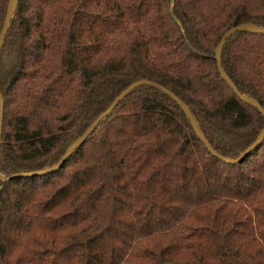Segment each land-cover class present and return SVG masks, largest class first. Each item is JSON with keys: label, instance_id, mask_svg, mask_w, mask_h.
<instances>
[{"label": "trees", "instance_id": "obj_1", "mask_svg": "<svg viewBox=\"0 0 264 264\" xmlns=\"http://www.w3.org/2000/svg\"><path fill=\"white\" fill-rule=\"evenodd\" d=\"M9 0H0V29ZM264 0H16L0 50V175L57 163L136 79L236 158L264 115L215 47ZM221 65L264 108V32ZM0 264H264V134L213 154L159 87L131 88L55 170L0 177Z\"/></svg>", "mask_w": 264, "mask_h": 264}, {"label": "water", "instance_id": "obj_2", "mask_svg": "<svg viewBox=\"0 0 264 264\" xmlns=\"http://www.w3.org/2000/svg\"><path fill=\"white\" fill-rule=\"evenodd\" d=\"M16 4V0H9L8 4H7V9H6V13L4 16V20L2 23V27L0 29V50L2 48V45L4 43L5 40V36L7 34L8 28H9V24H10V18H11V14H12V10L14 9ZM240 29H253V30H259V31H263L264 32V27L262 26H258V25H253L250 24L248 22H242L239 23L237 25H234L230 28H228L226 31H224V33L221 35V37L219 38V41L215 47V58L217 60V65L219 68V71L221 72L222 76L224 77V79L228 82V84L234 89V91L236 93L239 94V96L244 99L247 100L249 102H251L253 105H255L264 115V108L262 107V105L255 99L246 96L242 93H240L238 91L237 86L235 85V83L233 82V80L229 77V75L224 71L222 65H221V52H222V47L223 44L225 43L226 39L230 36V34L236 30H240ZM143 82H148L151 83L157 87H159L160 89H162L163 91H165L168 95H170L174 100H176L184 109L186 115L188 116V118L190 119L194 129L196 130L198 136L200 137V139L204 142L205 146L208 148L209 151H211L213 154L218 155L219 157L223 158L226 161H237L240 160L245 154H247L250 150H252L260 141V139L262 138L263 134H264V129L260 132V134L257 136V138L252 141L236 158H229L226 156H223L221 154H219L218 152L215 151V149L212 147V145L210 144L209 140L206 138L205 135H203L200 130L198 129V127L195 124V120L192 116V114L190 113L188 107L185 105V103L182 101V99L176 95L173 91H171L170 89H168L167 87H165L164 85L156 82V81H152V80H147V79H136L134 81H132L131 83H129L126 87H124L112 100V102L110 103V105L105 108L93 121L92 123L86 128V130L80 134L67 148V150L65 151V153L62 155V157L60 158V160L50 166L47 167H43L41 169H36V170H28V171H20V172H16V173H11L7 176L4 175H0L2 180H6L12 177H18V176H30V175H37V174H43L52 170H55L56 168H58V166H60V164L63 162V160L68 156V154L71 152V150L74 148V146L76 144H78L79 142H81L85 137H87L92 130L95 128V126L106 116L108 115L113 108L115 107V105L124 97V95L134 86L143 83ZM1 125H2V100H1V91H0V137H1Z\"/></svg>", "mask_w": 264, "mask_h": 264}]
</instances>
